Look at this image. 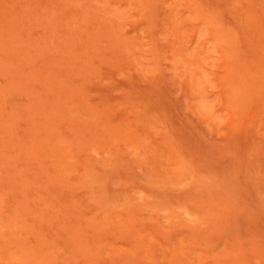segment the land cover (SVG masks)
<instances>
[{"label": "rangeland", "instance_id": "rangeland-1", "mask_svg": "<svg viewBox=\"0 0 264 264\" xmlns=\"http://www.w3.org/2000/svg\"><path fill=\"white\" fill-rule=\"evenodd\" d=\"M0 264H264V0H0Z\"/></svg>", "mask_w": 264, "mask_h": 264}]
</instances>
